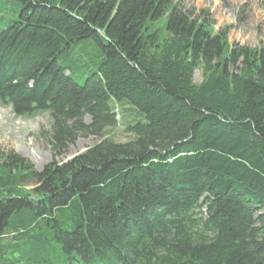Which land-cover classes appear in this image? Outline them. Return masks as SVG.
Instances as JSON below:
<instances>
[{"label": "trees", "instance_id": "trees-1", "mask_svg": "<svg viewBox=\"0 0 264 264\" xmlns=\"http://www.w3.org/2000/svg\"><path fill=\"white\" fill-rule=\"evenodd\" d=\"M192 14L0 0V103L47 112L53 156L99 139L38 172L0 153V264H264V45Z\"/></svg>", "mask_w": 264, "mask_h": 264}, {"label": "rangeland", "instance_id": "rangeland-1", "mask_svg": "<svg viewBox=\"0 0 264 264\" xmlns=\"http://www.w3.org/2000/svg\"><path fill=\"white\" fill-rule=\"evenodd\" d=\"M185 12H192L193 17L205 16L214 32L227 29V41L251 48L264 45V0H176ZM8 23V22H7ZM6 26V23H2ZM82 82L83 75L75 77ZM201 70L193 73L195 83L201 81ZM117 124L108 132V137L117 142H125L130 135L125 133L126 124L132 120L128 106L123 111L117 108ZM86 123L89 118H85ZM50 128L47 112L33 115H15L10 107L0 103V153H13L21 156L33 165L35 171H41L52 161L62 163L83 153L99 141L97 137L86 135L78 137L68 150L56 156L45 135ZM32 188L31 185L26 186Z\"/></svg>", "mask_w": 264, "mask_h": 264}]
</instances>
